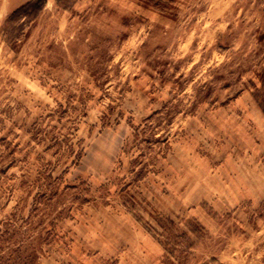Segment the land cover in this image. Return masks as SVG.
Masks as SVG:
<instances>
[{
  "label": "rangeland",
  "instance_id": "374dc122",
  "mask_svg": "<svg viewBox=\"0 0 264 264\" xmlns=\"http://www.w3.org/2000/svg\"><path fill=\"white\" fill-rule=\"evenodd\" d=\"M29 1L0 0V264H264V0L6 22Z\"/></svg>",
  "mask_w": 264,
  "mask_h": 264
},
{
  "label": "trees",
  "instance_id": "16d2710c",
  "mask_svg": "<svg viewBox=\"0 0 264 264\" xmlns=\"http://www.w3.org/2000/svg\"><path fill=\"white\" fill-rule=\"evenodd\" d=\"M45 6H46V0H31L28 3H26L25 5L16 9L8 17L6 22L12 23L21 17L28 18L30 20H34L41 14V12L45 8ZM14 33H15V35L13 36V38L16 39L18 37V34L21 32L18 30V32L14 31ZM263 112H264V110H263ZM13 251H16V250H13ZM3 262H1V263H3Z\"/></svg>",
  "mask_w": 264,
  "mask_h": 264
}]
</instances>
